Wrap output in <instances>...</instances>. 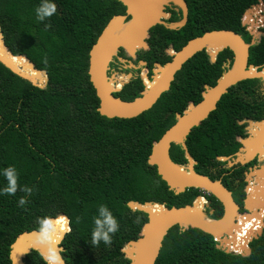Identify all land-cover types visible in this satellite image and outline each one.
<instances>
[{"label": "trees", "instance_id": "obj_1", "mask_svg": "<svg viewBox=\"0 0 264 264\" xmlns=\"http://www.w3.org/2000/svg\"><path fill=\"white\" fill-rule=\"evenodd\" d=\"M186 1L190 6L187 24L178 30L153 26L152 32L161 33L165 41L153 39L139 60L163 64L171 56L160 49L162 44L177 50L191 37L211 29H231L250 42L241 13L258 0ZM41 2L0 0L3 45L47 73V82L38 86L0 62V173L14 166L18 183L33 188L25 207L18 206L24 192L0 194V264H11V242L18 233L37 229L38 217L54 220L63 233L68 220L59 214L68 217L70 226L60 244L66 264H130L121 249L138 238L147 214L131 209L129 201L183 206L202 194L198 188L181 193L169 189L148 163V156L152 142L174 123L176 112L201 99L204 86L215 84L228 60L231 64L233 53L224 48L213 62L205 50L195 53L150 109L131 118H109L97 109L98 98L87 72L89 50L108 21L125 12V6L119 0H51L57 5L56 13L39 21L35 9ZM262 32L248 56V63L259 67L264 66V28ZM147 67L145 73L152 68ZM143 87L138 77L114 94L131 100ZM263 117L261 79L247 78L229 87L185 139L197 162L195 171L219 179L214 167L222 161L216 157L233 154L241 144L238 136L243 135V124L238 121ZM169 153L174 162L187 163L181 145L173 143ZM227 178L223 177V184L242 207L244 183L235 186ZM5 185L0 174V189ZM205 196L207 215L219 218L222 205L214 196ZM101 204L109 207L120 225L110 246L103 241L98 246L91 243L93 220ZM246 215H238V220ZM216 244L212 235L200 229L174 225L164 235L154 264H264V231L249 242L248 254L226 252ZM24 261L45 264L36 250Z\"/></svg>", "mask_w": 264, "mask_h": 264}, {"label": "water", "instance_id": "obj_2", "mask_svg": "<svg viewBox=\"0 0 264 264\" xmlns=\"http://www.w3.org/2000/svg\"><path fill=\"white\" fill-rule=\"evenodd\" d=\"M119 1L125 6V14L114 15L102 29L89 50L87 72L89 81L98 98L97 109L102 115L109 118H131L150 109L161 94L170 88L176 72L181 69L182 65L201 50H205L208 53L212 62L216 60L217 54L224 48H229L233 53L231 64H229L230 60H228L226 70L216 80L215 84L204 86L201 99L197 102H188L181 113L176 112L174 123L157 140L152 142L151 152L148 156V163L155 166L157 173L165 181L169 189L175 193L184 192L189 188H198L207 192L209 195L214 196L222 205V215L219 218L208 216L206 212L209 208V202H203L200 209H195L196 200L202 199L200 195L196 196L191 203L183 206L168 207L164 203L158 202L139 203L137 201H129L128 206L131 205V209L145 212L147 220L142 225L138 238L127 242L121 251L125 257L130 259V264H154L164 235L169 228L178 225L183 230L190 227L200 229L212 235L218 241L216 245L218 248L226 252H235L230 250L228 245L229 242H234L237 239L231 227L237 221L238 215L247 214L250 218L261 219L259 211L264 208V165L260 169L255 168L256 170L247 173V179L251 180V182L246 185V196L242 200L241 207L235 201L232 191L222 183L221 179H212L195 171L194 164L196 162L187 150L185 139L190 130L207 118L209 113L216 108L217 102L228 91L229 87L247 78H259L263 81L264 88V66L259 67L248 63L249 48L259 41V35L261 34V32L254 29L255 23L250 22L249 17L252 13L256 14L259 10H264V1L258 0L256 4L246 7L241 13V24L246 26L248 33L253 36L250 42H246L240 34L231 29H211L191 37L179 49H171L168 53L171 58L163 64L152 60H140V65L149 64L151 67L161 68V71L155 78V69L148 70L153 71V75L150 77L145 73V78L152 82L151 86L148 87L143 81L144 87L140 91V95L131 100H124L114 94L121 88L106 89L103 86L102 79H100L101 67L104 66L103 74L109 79L107 76L108 65L112 58L118 54V51L123 50L127 56L134 58L140 48L147 49L148 44L145 38L149 35V29L159 23V17L166 15L163 11L166 4L173 3L182 7V22H185L187 18V7L183 0ZM128 21L131 22L128 36L125 38L118 37L115 32L116 26ZM0 38L4 43L1 31ZM215 46L217 48L212 51L210 47ZM7 52L11 57L25 59L36 73L39 75L44 74V84L47 82L46 71L36 68L27 56L23 54L14 55L8 48ZM0 62L12 72L30 80L33 84L43 86L36 83V79L34 80L23 71H20L11 58H6L0 54ZM132 66L134 65L132 64ZM252 69H254L253 73L251 72ZM246 121L248 122L246 127L248 133L238 136L240 143L243 145L240 148V152L216 157L218 160L226 161L227 166H232L236 163L244 165L251 161L256 154L259 155L260 160L264 159V153H261L264 150V117L259 120L247 119ZM238 123L244 124L245 120H239ZM173 143L181 145L185 150L187 163L178 164L171 159L169 149ZM176 168L181 169V171ZM261 180L262 183H260ZM147 204L157 205L158 209L151 213L150 208L146 206ZM212 212L213 210L209 211L210 214ZM59 215L67 218L69 226L68 217L65 214ZM209 219L216 220L218 223L209 224L207 222ZM69 230L70 226L63 234V238ZM35 231L36 229L23 231L15 236L9 249L11 264H17V262L18 264H26L24 261L26 255L31 250L38 251L34 236ZM252 231L240 243L241 247H237L240 250L238 253L248 254L250 252V248L246 243L258 237L262 233V227L260 226L255 230L252 229ZM237 243L238 241L233 246H237ZM126 246L131 248L130 255L125 250ZM59 247L63 251V247L61 245Z\"/></svg>", "mask_w": 264, "mask_h": 264}, {"label": "clouds", "instance_id": "obj_3", "mask_svg": "<svg viewBox=\"0 0 264 264\" xmlns=\"http://www.w3.org/2000/svg\"><path fill=\"white\" fill-rule=\"evenodd\" d=\"M56 11L57 5L55 3L51 2V0H42L35 9L36 18L39 21H44L46 18L53 16ZM0 174H2L6 180V185L0 189V194L7 196L15 195L18 191L24 192L26 195L20 197L18 206L25 207L29 202L27 196L31 195L33 188L27 185L21 186L18 183V173L14 166L4 168ZM129 207H131V205H129ZM93 224L91 243L94 246H98L100 242L103 241L105 245L110 246L113 242V236L119 231L120 225L118 219L113 215L107 205H99L98 215L94 217ZM37 225L38 227L34 232V236L37 250L45 261V264H65L60 254L62 248L59 247L63 237L59 234L54 220L47 216L38 217Z\"/></svg>", "mask_w": 264, "mask_h": 264}, {"label": "flooded vegetation", "instance_id": "obj_4", "mask_svg": "<svg viewBox=\"0 0 264 264\" xmlns=\"http://www.w3.org/2000/svg\"><path fill=\"white\" fill-rule=\"evenodd\" d=\"M183 1L185 2L186 7H187V18H186L185 22H182V20H183V9H182V7L179 6V5H177V4L171 3V4H166L165 5L163 11L166 13V15L163 16V17L160 16L159 17V20L160 21L157 24H161L165 28H168V29H171V30H178V29L182 28L183 26H185L187 24V21H188V15H189V11H190V6H189V4H188V2L186 0H183ZM124 14H125V12L122 15H124ZM255 15L258 17V19L263 20V17L264 16H262V15H264V11L261 10V15L260 14H255ZM263 28H264V21L262 22V24H260V26H259L258 29L260 31H262ZM148 33H149L148 37L145 38V41L148 44V48L147 49L140 48L137 51V53H136V57L132 58V57L127 56L124 51H121V50L118 51V54L116 55L118 57V59L115 60V63H116V66L115 67L116 68L123 69L124 65H127V64H133V65H135V66L131 67L132 72L123 73L124 76L119 75L120 78H126L123 81V84L119 88H122L124 86V84H126V83H128V82H130V81H132V80H134V79H136L138 77L141 78L142 82L143 81H145V82L147 81V79L146 80H143L141 71L143 69L142 72H143V75H144V73H145L144 71L148 69V67H147L148 64H146V65H140L139 64V61L140 60H144V59H140L139 60L138 57L141 54L144 55L145 54V51H147V50H149L151 48V42H152L153 39L154 40H157L158 42H164L165 41L164 40V37L162 36L161 33H159V32H157V33L156 32H152V27L149 29ZM261 36H262V34L260 35V37ZM251 38H252V36H251ZM160 49L168 54L169 51L171 49H174V48L171 45H167V44L164 43V44L161 45V48ZM144 61H149V60H144ZM137 64L139 65V67H142V68H140L141 69L140 72H139V69L137 68ZM110 65H111V63H110ZM151 69L153 70V67ZM146 73H147V75L149 77L151 75H153V71H148ZM126 74H128V75L131 74V76H129V78L127 79ZM119 77L117 76V78H116L117 79V81H116L117 83L119 82V80H118ZM118 84L120 85V82ZM118 84H116L115 86H117ZM244 120H245V123L243 124V131L242 132H243V134L244 133L247 134L248 132H247L246 127L248 126V122L246 121L247 119H242L241 121H244ZM234 139H236V138H234ZM242 146L243 145L241 143L240 146L238 147L237 151H235L233 154H235L237 152H240V148H242ZM219 161H222V160H219ZM222 162H224V163H222ZM222 162L218 163L214 167V171L220 175V178L219 179H221L222 183L224 181L223 180V177L224 176H228V178L226 180L227 183H229V181L232 180L235 186H237L241 182H243L244 183L243 184V192H244L243 199H244L245 196H246V191H245L246 185L251 182V180H248L247 179V173L250 172V171L256 170V169H260L261 166L264 165V159L263 160H260L259 159V155L256 154L251 161H249L248 163H246L244 165H241L239 163H236V164H234L232 166H227V164H226L225 161H222ZM196 164H197V162L194 164V166ZM253 179H254V177H253ZM232 195H233V192H232ZM260 218L262 220V216ZM247 219H251V218L248 215H246V217L242 218V220H247ZM253 221H255V220H253ZM256 221L259 222L258 223L259 225L261 224L260 223V219H257ZM258 224H255L254 226H256ZM263 231H264V228H263ZM62 252H61V255H62ZM63 259H64V257H63ZM64 261H65V259H64Z\"/></svg>", "mask_w": 264, "mask_h": 264}, {"label": "bare ground", "instance_id": "obj_5", "mask_svg": "<svg viewBox=\"0 0 264 264\" xmlns=\"http://www.w3.org/2000/svg\"><path fill=\"white\" fill-rule=\"evenodd\" d=\"M258 14V13H256ZM253 16V15H252ZM130 28H131V22L128 21L124 24H118L116 26V35L120 38H125L126 36H128L129 34V31H130ZM215 48H217L216 46L215 47H210V49L213 51L215 50ZM0 54H2L3 56H5L6 58H11L13 63L17 66V68L20 70V71H23L24 73H26L27 76H30L32 79H43V74H38L36 73L32 68L31 66L26 62L25 59L23 58H18V57H11L8 52H7V48L3 45V41L1 40L0 38ZM103 67H101V72H100V79H102V83H103V86L106 88V89H113L114 87H118L119 84L117 86L113 85V80L114 79H111V77L109 79L106 78V76L103 74ZM153 69H155V78L157 77L158 73L161 71V68L159 67H153ZM252 73L254 72V69H252L251 71ZM119 77V76H118ZM117 78V77H116ZM154 78V79H155ZM126 78H118V80H125ZM36 81V80H35ZM147 84L148 87L151 86L152 82H150L149 80H147L145 82ZM264 153V150L261 151V153ZM261 156H263V154H261ZM178 171H181V169H178L176 168ZM258 182V181H257ZM260 183H262V180L260 181ZM202 203V199H198L196 200V203H195V209H200L201 208V204ZM146 206H148L150 208V211L151 213L154 212V210L158 209V206L157 205H150V204H147ZM260 214H264V208L259 211ZM255 220V221H253ZM257 219L256 218H251V219H247V220H238V217H237V221L234 223V225H232V232L235 233V236L237 239L234 240V242H232V244L234 245L237 241V247H241L240 245V242H242L243 240H245L247 238V236L253 232V230H255L253 227L255 224H258L259 222L256 221ZM207 222L209 224H217L218 221L216 220H213V219H209L207 220ZM69 226L65 229V231L63 233H59L60 235L63 236V234L68 230ZM126 249H127V254L130 255L131 253V248L130 246H126Z\"/></svg>", "mask_w": 264, "mask_h": 264}, {"label": "rangeland", "instance_id": "obj_6", "mask_svg": "<svg viewBox=\"0 0 264 264\" xmlns=\"http://www.w3.org/2000/svg\"><path fill=\"white\" fill-rule=\"evenodd\" d=\"M253 17H254V15H253ZM170 50V49H169ZM122 58V57H121ZM116 59H118V57L117 56H115V57H113L112 58V60L110 61V63H111V65H110V63H109V65H108V69H107V76H108V78H110L111 77V79H114L113 80V85H116V84H118L116 81H117V79H116V77L117 76H119V75H122V76H124V74L123 73H128V72H132V69H131V67H133L132 66V64H127V65H124V67H123V69H118V68H116L115 66H116V63H115V60ZM114 61V62H113ZM135 66V65H134ZM137 68L139 69V72H140V68H142V67H139V65L137 64ZM137 70V69H136ZM142 71H143V69H142ZM141 71V74H142V77H144L143 76V72ZM126 77H127V79L129 78V75L128 74H126ZM44 82H45V76H44V74H43V79H36V83H38V84H40V85H44ZM123 84V81L122 82H120V85L118 86V88L121 86ZM115 88V87H114ZM226 162V161H225ZM202 202H204V200H202ZM199 204H201L202 205V203H200L199 202ZM243 242V241H242ZM241 243V242H240Z\"/></svg>", "mask_w": 264, "mask_h": 264}, {"label": "built area", "instance_id": "obj_7", "mask_svg": "<svg viewBox=\"0 0 264 264\" xmlns=\"http://www.w3.org/2000/svg\"><path fill=\"white\" fill-rule=\"evenodd\" d=\"M263 11H264V10H263ZM258 14L261 15V10L258 11ZM252 15H254V17H253ZM262 16H264V15H262ZM249 20H250V22H254V23H255V27H254V29H255L256 31H258V32H261V34H262L263 32L260 31L258 28H259L260 24H262V22L264 21V17H263V20H261V19H258V17H257L254 13H252L251 16L249 17ZM245 29H246V26H245ZM261 34H260V35H261ZM260 35H259V38H260ZM252 37H253V36H252ZM205 193L208 194L207 192L202 191V194H201L200 196H202V199L204 200V203H207L208 200H207V198H206V196H205ZM260 215L262 216V220L260 219V223H262V225H261V224H260V225L258 224V225L253 226V227H255L254 229H257L258 227L261 226V227H262V231H263V228H264V214H260ZM214 240H215V239H214ZM215 241H216L217 244H218V241H217V240H215ZM217 244H216V245H217ZM246 244H247V246H249V242H247ZM228 247H229L230 250L235 251V252H233V253H238V252H240V250H238L237 246H233L232 242H229ZM231 252H232V251H231Z\"/></svg>", "mask_w": 264, "mask_h": 264}]
</instances>
